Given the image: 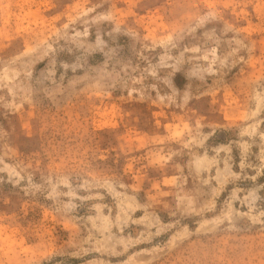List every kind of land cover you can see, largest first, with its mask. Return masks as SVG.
<instances>
[{"label": "rangeland", "instance_id": "rangeland-1", "mask_svg": "<svg viewBox=\"0 0 264 264\" xmlns=\"http://www.w3.org/2000/svg\"><path fill=\"white\" fill-rule=\"evenodd\" d=\"M0 264H264V0H0Z\"/></svg>", "mask_w": 264, "mask_h": 264}]
</instances>
